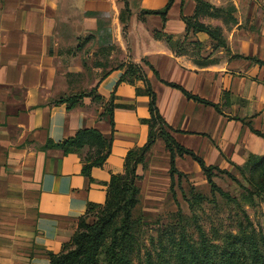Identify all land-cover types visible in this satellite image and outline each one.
I'll list each match as a JSON object with an SVG mask.
<instances>
[{
    "label": "crops",
    "instance_id": "1",
    "mask_svg": "<svg viewBox=\"0 0 264 264\" xmlns=\"http://www.w3.org/2000/svg\"><path fill=\"white\" fill-rule=\"evenodd\" d=\"M201 1L232 9L228 17H212L195 0H173L163 21L149 12L169 0H0V264H50L79 221L104 206L127 153L147 143L142 121L150 118V98L142 81L122 78L130 63L142 68L171 137L206 166L230 171L264 156V138L253 132L264 136V0ZM68 12L78 15L75 28L67 26L70 41L61 32ZM188 19L219 29V40L187 32ZM79 37L94 42L106 61L105 72H91L95 82L87 91L80 87L81 68H73L80 55L73 57L71 48ZM116 52L125 57L122 67ZM92 90L97 98L83 97L71 109L55 104ZM110 107L112 117L104 114ZM80 130L110 141L104 163L89 176L82 169L96 143L68 153L48 146ZM174 165L183 176L202 173L186 155ZM170 169L157 138L135 169L139 195L153 186L171 188Z\"/></svg>",
    "mask_w": 264,
    "mask_h": 264
},
{
    "label": "trees",
    "instance_id": "2",
    "mask_svg": "<svg viewBox=\"0 0 264 264\" xmlns=\"http://www.w3.org/2000/svg\"><path fill=\"white\" fill-rule=\"evenodd\" d=\"M172 1L169 0L163 10L149 12V14L160 15L163 21H165L166 13L170 9ZM195 1L197 2V9L202 7L206 8L205 11L207 14H209V9H212L213 12L218 11V9L200 0ZM213 12L209 15L213 16L215 14ZM185 21L187 24V32H204L211 39L219 40V29L193 23L189 19ZM165 41L169 46L173 44L170 37H165ZM259 63L262 64V62ZM125 76L129 80L135 79L142 81L146 88L145 94L150 98V118L142 121L149 129L147 143L142 148L131 150L127 153L124 161V172L121 175H114L110 178L106 202L96 217V221L88 224L82 218L78 223L77 230L72 235L70 241L63 246L61 253L51 256L50 264H130L129 253L132 250L133 243V235L130 232L131 211L137 204L139 195V187L137 185L139 178L135 174V169L138 164L144 163L145 153L157 138L164 142L169 152L171 165L170 175L172 179L170 190H172L174 185L173 176L177 175L178 178L183 177V174L177 172L175 169V157L186 155L191 157L199 166L211 191L218 192L225 199L229 198L227 193L220 190L213 183V178L218 174L230 176V173L216 166H206L203 160L192 151L183 148L175 142L168 132L170 129L158 114L155 107V96L151 91L150 84L142 68L130 63L126 65V71L122 78ZM169 85L181 90L189 99L216 108L215 105L192 96L175 85ZM87 96H90V93L76 94L61 98L55 104H66L67 108L71 109L83 97ZM104 114L112 117V107L106 109ZM253 132L264 138L262 134ZM93 143H96L98 148L94 156L88 158L92 159V161L82 169L83 174L89 176L91 168L101 167L110 151V141L103 139L99 132L95 130H80L74 137L58 144L50 141L48 146L57 147L65 153H68L79 149L85 144L92 145ZM245 167L249 169L251 175L257 181L256 192L261 197H264V156L260 158H249ZM234 168L241 171L244 167ZM94 209L96 208H92L89 213L94 211ZM117 218H119L120 224L111 228ZM177 260L180 264H264V240L258 241L253 234H229L224 237L219 245L212 244L205 246L204 243H201L199 247L186 245L184 250L179 245L177 248ZM148 264L151 263L148 262Z\"/></svg>",
    "mask_w": 264,
    "mask_h": 264
},
{
    "label": "rangeland",
    "instance_id": "3",
    "mask_svg": "<svg viewBox=\"0 0 264 264\" xmlns=\"http://www.w3.org/2000/svg\"><path fill=\"white\" fill-rule=\"evenodd\" d=\"M200 9L206 12V8ZM231 9L227 6L215 12H208H224L228 17ZM68 15L69 21L63 23L61 30L65 35L71 30L67 26L72 24L74 29L78 22L76 13L68 12ZM220 35L219 32L218 36ZM71 39L73 38L70 34L65 37L66 41ZM74 42L75 47L71 48V51H74L73 57H80L73 62V68L77 64L81 68V71H78L83 72L80 74V87L81 90L87 91L88 86L95 82L89 78L91 72L106 71V68H100L106 62L104 53L97 50L89 38H74ZM217 45L225 47L221 40ZM235 56L243 57L241 54ZM115 58L116 64L122 67L125 60L123 54L116 52ZM73 72L77 71L73 69ZM85 73L88 74L87 77ZM90 96L95 97L93 90ZM186 169L192 170L191 166ZM228 172L230 176L218 174L213 178V183L228 194V199L218 192H212L201 172L181 178L176 175L172 190L169 185H158L138 195L130 219V232L133 235L132 250L129 253L130 264H180L177 260L179 245L183 250L186 245H219L229 234H253L258 241L264 240V197L256 192L257 181L247 167L241 171L231 169ZM102 208L98 207L90 212L83 218L84 222H95ZM119 224L117 218L111 228Z\"/></svg>",
    "mask_w": 264,
    "mask_h": 264
}]
</instances>
